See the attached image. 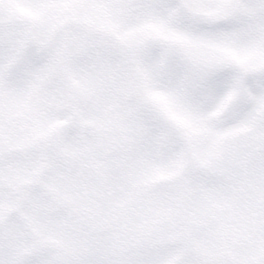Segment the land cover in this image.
<instances>
[{"label": "rangeland", "instance_id": "1", "mask_svg": "<svg viewBox=\"0 0 264 264\" xmlns=\"http://www.w3.org/2000/svg\"><path fill=\"white\" fill-rule=\"evenodd\" d=\"M194 10L209 17L223 12L219 7ZM21 12L31 15L27 9ZM91 23L102 34L113 32L102 10ZM153 35L178 41L192 60L190 68L175 58V44L160 47L157 39L148 38ZM121 44L124 54L102 51L95 62L65 48L42 50L36 65H26L24 50L9 60V70L23 66V80L0 92V258L6 256L10 264L37 255L48 264H260L264 136L255 127L264 115V96H250L254 115L219 132L225 142L216 146L209 139L213 130L201 123L193 78L221 61L245 70L264 67V44L257 41L245 55L225 49L218 60L189 52L195 45L188 37L159 21L127 34ZM145 47L158 54L141 56L138 50ZM173 63L183 70L172 73ZM236 83L227 92L231 95L223 96L232 104L237 101L233 92L242 87ZM138 90L188 140L193 154L188 166L179 156L174 131L141 104ZM223 97L210 117L223 112ZM113 117L117 125L110 122ZM42 139H48L43 172L35 152ZM223 150L224 158H218ZM184 182L186 202L180 200ZM134 190L136 205L140 200L149 206L140 216L124 218L121 207L132 210ZM17 206L21 217L9 215ZM118 231L122 236L112 250L110 237ZM137 231L147 232L143 241L149 240L148 246L124 251L123 242L131 243L124 235ZM117 250H122L121 260L113 255L111 261L109 253Z\"/></svg>", "mask_w": 264, "mask_h": 264}, {"label": "snow or ice", "instance_id": "2", "mask_svg": "<svg viewBox=\"0 0 264 264\" xmlns=\"http://www.w3.org/2000/svg\"><path fill=\"white\" fill-rule=\"evenodd\" d=\"M198 7H219L223 12L214 17L198 15L194 11ZM21 9L29 10L31 15H24ZM98 10L112 24L111 34H102L91 23ZM149 21L162 22L168 29L188 37L195 45L189 52L198 51L218 60V54L225 49L245 55L257 41L264 44V0H0V92L19 86L23 80V66L7 69L21 44L27 45L26 65L39 64L42 50L61 48L95 62L102 51L117 56L124 54L121 40ZM138 53L143 57L158 54L148 47L139 49ZM182 70L183 65L173 63L172 73ZM193 79L198 88L201 123L213 130L209 139L216 146L225 142L219 132L254 115L255 104L250 96H264V71L243 75L234 66H224L223 61L207 74L198 73ZM238 79H242V87L237 101L218 116L210 117L218 101L237 87ZM255 133L264 136V115L258 118ZM0 264L10 262L4 256ZM22 264L48 262L37 255Z\"/></svg>", "mask_w": 264, "mask_h": 264}]
</instances>
